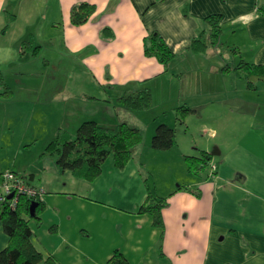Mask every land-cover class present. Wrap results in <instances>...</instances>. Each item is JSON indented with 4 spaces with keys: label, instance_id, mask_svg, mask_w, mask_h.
Masks as SVG:
<instances>
[{
    "label": "crops",
    "instance_id": "crops-1",
    "mask_svg": "<svg viewBox=\"0 0 264 264\" xmlns=\"http://www.w3.org/2000/svg\"><path fill=\"white\" fill-rule=\"evenodd\" d=\"M83 2L94 4L96 12L86 24L73 26L71 8ZM6 10L16 18L2 34ZM212 15H220L223 30L229 27L237 38L234 49L241 60L264 64V0H0V69L6 73L13 65L21 70L25 40L32 39L40 48L44 41L58 45L61 57L68 58L61 73L66 75L77 60L94 91L81 90L85 98L77 96L79 106H67L70 129L88 120L115 127L129 121L118 117L122 109L116 100L125 91L148 87L154 96L157 82L172 78L156 58L145 55V38L158 32L178 55V66L193 56L192 40ZM248 39L253 45L263 44L254 63L240 52ZM182 71L174 74L183 75ZM155 123L144 134L146 144L150 136L151 145L159 124L169 125L163 119ZM245 140L226 147L218 144L214 151L211 145L191 152L152 148L160 154L177 152L180 160L201 150L213 154L207 174L201 173L204 177L200 174L183 189L163 194L168 197L163 231L152 226L150 215L138 214L147 197L146 177L135 160L139 146L126 169H117L110 157L94 182L62 172L53 159L21 175L16 168L9 170L46 190L44 223L41 228L32 224L34 244L59 264H106L117 249L130 264H154V242L160 243L159 260L169 264H264V146L249 148ZM107 218L116 222L109 230L103 229ZM8 242L0 225V252Z\"/></svg>",
    "mask_w": 264,
    "mask_h": 264
},
{
    "label": "rangeland",
    "instance_id": "rangeland-1",
    "mask_svg": "<svg viewBox=\"0 0 264 264\" xmlns=\"http://www.w3.org/2000/svg\"><path fill=\"white\" fill-rule=\"evenodd\" d=\"M229 29L222 28L216 45H212L211 35L207 33L206 41L210 44L207 51L196 53L190 49L193 56L186 57L178 66L176 55L169 67L172 78L157 82L159 91H154L151 108L132 112L124 106H117L122 109L118 117L126 118L129 120L126 122L141 129L143 141L135 160L145 177L150 179L155 194L161 198H166L163 194L170 190L183 188L197 180L201 173L207 174L208 168L190 173L185 158L180 160L177 152H170L169 155L153 152L149 143L151 137L146 144L144 134L155 121L163 119L176 128L177 151L181 148L183 152H191L192 149L210 145L214 151L218 144L226 147L231 142L244 139L249 148L264 146V83H259L257 90H250L247 81L242 78L244 73L235 70L241 58L234 49L237 38ZM44 42L40 48L32 39L23 41L26 53L22 55L25 56L22 71L18 65H10V69L3 72L6 83L13 90L12 98L0 97V171L3 172L16 168L21 175L42 167L46 160L53 162L50 156L43 155L48 144L60 131L71 135L77 131L70 129L73 127L72 113L68 112L67 106H79L76 105L79 104L76 102L78 97L85 98L81 90L90 94L94 92L90 79L85 77L77 60H72V69L66 75L61 73L65 62L68 64V58L61 57L58 45ZM262 49L263 44L253 45L248 39L247 47L240 52L245 60L254 63ZM227 66L231 67L229 72L224 71ZM179 68L183 69V75L174 74ZM179 107L193 110L184 127L177 122ZM198 155L188 153L186 156ZM53 165L59 169L55 162ZM115 223L107 218L103 229L109 230ZM98 239L107 244L105 240ZM159 244L154 242L150 257L154 264H169L159 260Z\"/></svg>",
    "mask_w": 264,
    "mask_h": 264
},
{
    "label": "trees",
    "instance_id": "trees-1",
    "mask_svg": "<svg viewBox=\"0 0 264 264\" xmlns=\"http://www.w3.org/2000/svg\"><path fill=\"white\" fill-rule=\"evenodd\" d=\"M95 12L96 6L88 2L73 5L71 8L72 25L78 27L86 24ZM6 15L7 25L2 30V34L6 32L9 24L16 18V15L9 10H6ZM221 21L222 17L220 15L207 17L204 20L203 31L192 40L190 49L196 53L206 52L210 47V44L206 41L207 33L211 35L212 45H216L222 34ZM144 46L145 55L156 58L164 66V72H168L176 54L163 37L158 32H153L145 38ZM24 53L26 51L22 43L21 54ZM230 70L231 67L229 66L224 68L225 72ZM235 70L244 73L242 78L247 81V87L250 90H257V85L264 83V64H250L241 60ZM0 88L2 89L1 98H12L13 90L6 83L1 69ZM87 97L90 100H97L95 97ZM116 102L133 112L145 111L152 106V90L148 87L127 90L117 98ZM177 111V122L179 125H183L193 110L189 107H179ZM142 141L143 134L141 130L126 122L112 127L102 125L94 120H88L79 126L75 135L68 134L65 131L58 132L48 144L43 155L50 156L55 160L62 172H68L76 179L94 182L101 176L103 167L110 157L114 159L117 169H126L133 159L134 149ZM177 144L176 128L164 123L159 124L152 138V148L155 150H169ZM212 159L213 154L205 150H201L198 156L185 157L190 173L206 170ZM3 173L1 172L0 175ZM145 186L147 197L139 207L138 214L150 215L152 226L163 231L165 228L163 210L168 205V199L155 194L149 178L145 179ZM181 189L183 188L181 187ZM33 202L34 200L31 198L21 196L18 206L12 208L9 200L0 201V225L9 238L7 247L0 252V264H59L55 257L45 255L34 244L36 231L32 227V222L35 223L36 228L42 227L46 205L42 198L37 199L35 213L32 215ZM55 227H52L51 230H56ZM106 264H130V262L124 253L117 249Z\"/></svg>",
    "mask_w": 264,
    "mask_h": 264
},
{
    "label": "built area",
    "instance_id": "built-area-1",
    "mask_svg": "<svg viewBox=\"0 0 264 264\" xmlns=\"http://www.w3.org/2000/svg\"><path fill=\"white\" fill-rule=\"evenodd\" d=\"M13 194L10 199L9 196ZM46 190L42 187L32 186L14 172H4L0 175V201L9 200L12 208H16L19 204L20 197L26 196L32 200L43 198Z\"/></svg>",
    "mask_w": 264,
    "mask_h": 264
},
{
    "label": "water",
    "instance_id": "water-1",
    "mask_svg": "<svg viewBox=\"0 0 264 264\" xmlns=\"http://www.w3.org/2000/svg\"><path fill=\"white\" fill-rule=\"evenodd\" d=\"M12 197H13V194L9 196L10 199ZM36 206H37V203L36 202H33L32 207H31L32 215H34V213H35Z\"/></svg>",
    "mask_w": 264,
    "mask_h": 264
}]
</instances>
